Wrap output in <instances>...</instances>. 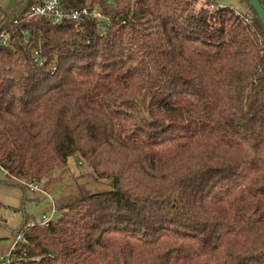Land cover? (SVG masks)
<instances>
[{
  "label": "trees",
  "instance_id": "trees-1",
  "mask_svg": "<svg viewBox=\"0 0 264 264\" xmlns=\"http://www.w3.org/2000/svg\"><path fill=\"white\" fill-rule=\"evenodd\" d=\"M40 1L0 18V168L26 190L78 153L111 187L49 226L26 219L14 264H264V25L249 1L241 17L215 0H63L103 5V36L28 17Z\"/></svg>",
  "mask_w": 264,
  "mask_h": 264
},
{
  "label": "rangeland",
  "instance_id": "rangeland-1",
  "mask_svg": "<svg viewBox=\"0 0 264 264\" xmlns=\"http://www.w3.org/2000/svg\"><path fill=\"white\" fill-rule=\"evenodd\" d=\"M27 3L28 0H24L20 11L25 9ZM95 5L104 10L99 2H95L93 7ZM233 7L245 13L236 3ZM41 186L45 192H33L29 188L25 190L8 181L0 168V262L2 256L12 251L16 241L19 244L23 241L18 240V233L26 219L28 225L41 220L43 215L57 220L60 218L61 208L66 204L74 203L92 193L108 191L111 187L108 180L96 177L95 170L78 153L70 158L66 166L56 169Z\"/></svg>",
  "mask_w": 264,
  "mask_h": 264
},
{
  "label": "built area",
  "instance_id": "built-area-1",
  "mask_svg": "<svg viewBox=\"0 0 264 264\" xmlns=\"http://www.w3.org/2000/svg\"><path fill=\"white\" fill-rule=\"evenodd\" d=\"M202 2H207L208 0H200ZM216 4L211 2V7H215ZM218 7H226L225 5H219ZM217 8V6L215 7ZM237 14L241 17H244L242 13L237 11ZM26 15L28 17H35V18H44L53 23H59L63 21H74L75 27L78 30H83V24L88 20H94L98 22V31L99 35H105L112 25V15L104 12L103 7H99L95 5L92 8H71L67 9L63 5V0H41L36 5H33L26 11ZM5 34H2L3 43H6L7 39L4 38ZM29 189L31 191H39L45 192L46 190L43 189L40 183L38 182H31L28 184ZM43 189V190H42ZM43 218L37 222H32L31 227L35 223H39L42 226L46 227L50 225V222L53 220L51 217L42 216ZM18 240H24L23 234L18 236ZM14 246L12 251H10L6 256L1 257L0 264H14L17 260H21L24 256H26V252H22V254L17 253L20 249L17 245ZM33 260H39L40 258L33 257Z\"/></svg>",
  "mask_w": 264,
  "mask_h": 264
},
{
  "label": "crops",
  "instance_id": "crops-1",
  "mask_svg": "<svg viewBox=\"0 0 264 264\" xmlns=\"http://www.w3.org/2000/svg\"><path fill=\"white\" fill-rule=\"evenodd\" d=\"M17 1L18 0H2V1L0 0V18L2 16L1 14L3 12H8V10H10ZM215 1L220 5H225V6L228 5L231 8L235 9L236 11L240 12L238 8L233 7V4L236 3L237 5H239V7H241L242 10H245V12L247 11V6L244 0H215Z\"/></svg>",
  "mask_w": 264,
  "mask_h": 264
},
{
  "label": "water",
  "instance_id": "water-1",
  "mask_svg": "<svg viewBox=\"0 0 264 264\" xmlns=\"http://www.w3.org/2000/svg\"><path fill=\"white\" fill-rule=\"evenodd\" d=\"M251 6L255 9L261 22L264 25V7L262 6L260 0H248Z\"/></svg>",
  "mask_w": 264,
  "mask_h": 264
}]
</instances>
